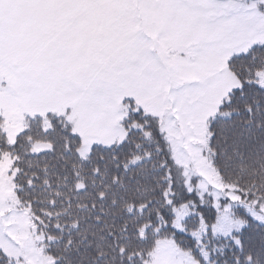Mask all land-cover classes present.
I'll return each mask as SVG.
<instances>
[{
    "label": "snow or ice",
    "instance_id": "obj_1",
    "mask_svg": "<svg viewBox=\"0 0 264 264\" xmlns=\"http://www.w3.org/2000/svg\"><path fill=\"white\" fill-rule=\"evenodd\" d=\"M0 264H264V0H0Z\"/></svg>",
    "mask_w": 264,
    "mask_h": 264
}]
</instances>
